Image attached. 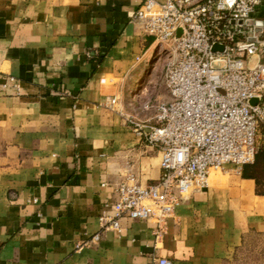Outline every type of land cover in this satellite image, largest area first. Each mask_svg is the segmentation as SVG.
<instances>
[{"label": "crops", "instance_id": "1", "mask_svg": "<svg viewBox=\"0 0 264 264\" xmlns=\"http://www.w3.org/2000/svg\"><path fill=\"white\" fill-rule=\"evenodd\" d=\"M140 3L0 0V264H264V192L246 165L184 198L160 239L124 218L91 241L121 181L162 173L130 121L155 124L170 97L144 62Z\"/></svg>", "mask_w": 264, "mask_h": 264}, {"label": "built area", "instance_id": "2", "mask_svg": "<svg viewBox=\"0 0 264 264\" xmlns=\"http://www.w3.org/2000/svg\"><path fill=\"white\" fill-rule=\"evenodd\" d=\"M140 1L132 18L169 53L163 80L170 97L158 103L155 124L130 121L159 149L162 173L151 184L131 174L121 181L93 242L121 231L124 218L151 221L160 239L184 198L210 187L212 170L254 163L264 129V35L247 23L262 0ZM148 264L174 262L155 256Z\"/></svg>", "mask_w": 264, "mask_h": 264}, {"label": "rangeland", "instance_id": "3", "mask_svg": "<svg viewBox=\"0 0 264 264\" xmlns=\"http://www.w3.org/2000/svg\"><path fill=\"white\" fill-rule=\"evenodd\" d=\"M163 45L160 43L154 44L153 47L150 50V53H155L156 58L153 61V66L151 67V77L152 78H157V77H162L163 79V72L165 68V64L167 60L169 59V53H166V51H163ZM164 81V80H163ZM258 146L259 149L262 148L264 149V129L261 130V133L258 137ZM222 174L225 173L224 171L221 170H212L211 177H210V183L212 184V177L214 174ZM264 184V183H263ZM261 184L259 187V190L264 191V185Z\"/></svg>", "mask_w": 264, "mask_h": 264}, {"label": "trees", "instance_id": "4", "mask_svg": "<svg viewBox=\"0 0 264 264\" xmlns=\"http://www.w3.org/2000/svg\"><path fill=\"white\" fill-rule=\"evenodd\" d=\"M244 175L254 177L257 180L258 185L264 183V149H259L254 163L246 165ZM258 191L264 192L259 189Z\"/></svg>", "mask_w": 264, "mask_h": 264}, {"label": "water", "instance_id": "5", "mask_svg": "<svg viewBox=\"0 0 264 264\" xmlns=\"http://www.w3.org/2000/svg\"><path fill=\"white\" fill-rule=\"evenodd\" d=\"M247 23L256 26L255 27V35L256 36H263L264 35V21H259V20L256 21L255 19H249V20H247ZM250 40L254 41L255 37L250 38ZM219 49H223V47H221L219 45H215L213 47L214 51L219 50Z\"/></svg>", "mask_w": 264, "mask_h": 264}]
</instances>
